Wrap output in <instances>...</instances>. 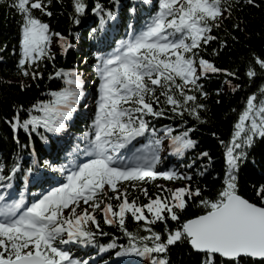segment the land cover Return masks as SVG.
I'll use <instances>...</instances> for the list:
<instances>
[{"label":"snow or ice","instance_id":"1","mask_svg":"<svg viewBox=\"0 0 264 264\" xmlns=\"http://www.w3.org/2000/svg\"><path fill=\"white\" fill-rule=\"evenodd\" d=\"M242 2L260 7L256 0H156L155 14L140 30L129 25L127 38L119 40L115 48L93 53L100 82L96 111L88 130L79 138L81 143L68 153V162L56 166L46 160L41 164L33 152L32 166L26 169L20 158L7 174L0 165V264H90L91 257L76 258L66 246L95 245L98 236L108 235L101 223L116 226L129 241L126 248L120 246L117 256L135 255L150 264H170L164 257L178 243L190 245L202 257L200 264H241L245 258L264 262V185L256 189V200L241 195L238 185L245 149L256 137L264 138V87L246 98L231 139L220 141L225 149V168L215 196H205L206 189L198 184L193 187V176L187 172L175 166L162 167L165 142L171 155L184 157L197 147L198 142L191 137L196 129L184 127L177 133L170 125L158 129L152 123L177 117L186 123V115L206 123L201 112L208 106L201 101L210 93L202 81L214 76L226 77L223 84L232 92L240 88L233 83V79H239L238 70L221 68L204 53L210 42L218 40L214 29H220ZM50 4L51 0H12L9 5L22 17L18 67L32 79L43 78L38 70L40 60L54 59V37L62 53L72 47L67 37L52 32L48 23L34 15L38 10L51 16L47 10ZM73 8L79 24L78 17L87 4L85 0H73ZM92 11L101 15L105 7L96 0ZM105 15L115 18L110 10ZM106 22L101 15L100 27L93 28L91 34L102 31ZM234 27L239 29V24ZM220 43L221 47L212 51L213 57L227 47L226 42ZM260 74H264V57L254 55L244 75L251 81ZM54 77L61 78L65 86L50 93L52 100L32 106L30 112L39 115L21 120L24 109L19 106L7 121L14 134L22 129L31 137L41 128L52 134L67 129L85 96L84 80L76 69H59L54 76L49 75V79ZM216 94H221L220 89ZM139 138L147 142L140 143ZM15 139L19 143L18 136ZM200 158H208L211 163L207 151L201 152ZM38 167L61 173L64 182L33 194L31 203L23 193L19 199H10L9 190L17 173H24L27 184ZM184 167L191 169L193 164ZM207 170L205 167L199 175ZM158 179L185 183L176 188L157 184L159 192L149 196L143 185ZM130 189L139 191L148 202L138 203V196L130 200ZM193 206L199 212L184 216ZM129 215L140 226L136 232L127 228ZM158 223L164 225L163 231L155 230ZM117 246L113 239L99 245V251Z\"/></svg>","mask_w":264,"mask_h":264},{"label":"trees","instance_id":"2","mask_svg":"<svg viewBox=\"0 0 264 264\" xmlns=\"http://www.w3.org/2000/svg\"><path fill=\"white\" fill-rule=\"evenodd\" d=\"M11 2L12 0H0V165L5 167V174L10 171L16 159H21L25 169L32 166L33 160L28 135L22 129L14 134L7 121L13 118L21 105L24 109L20 112L21 120L28 119L30 115H39L38 112H30L32 106L38 101L52 100L50 93L60 91L65 86L64 81L59 77L49 79V75L53 74L54 76V73L59 69L65 71L76 69L82 74V78L86 79L89 90H91L93 83H96L97 80L94 67L96 60L93 53L101 46L109 44L122 27L127 26V22L131 20L130 8L133 6L131 0H119L118 5H115L113 0H100V3L105 7V13L110 10L115 17L111 22L105 13H101L107 21L103 26L107 32L105 38L101 31H98L94 36L91 34L93 28L100 27L101 15L92 11L96 0H85L87 8L83 14L79 15V24L74 19L76 14L74 13L73 0H51L47 9L52 13L51 16L42 15L38 10H34V15L48 23L52 32H58L67 37L72 47L66 53H62L61 49L52 51L54 54L52 60L46 58L40 60L38 70L43 73V78L32 79L31 76H24L18 67L21 58L22 17L9 6ZM256 2L260 7L247 5L243 2L235 6L231 18H225L222 27L218 30L214 29L213 34L218 37V40L210 42L204 53L205 57L214 60L217 66L238 70L239 79H233V83L239 84L240 88L236 92L226 88L223 84L226 79L224 76H214L210 80L202 81L205 89L210 93L206 100L201 101L208 106L207 111L201 112L202 119L206 123L197 122L187 115L185 116L186 123L181 122L179 117L152 121L158 129L170 125L177 130V133L184 127L196 129L191 133V137L198 142L197 147L189 150L184 157L180 158V161L177 162V170L192 175V186L195 187L198 184L201 188H205V196H215L221 187L225 168V149L220 141L228 142L231 139L234 125L245 106L246 98L253 93L258 94L259 89L264 87V74L258 75L251 81L244 75L246 67L253 60L254 55L264 57V0H256ZM135 13L139 15L140 10ZM236 24H239V29L234 27ZM220 42H226L227 47H224L218 56L213 57L211 53L214 49L221 47ZM32 70L35 69H30V71ZM217 89H220V95L216 94ZM91 96L90 92L89 96L83 98L87 99L92 110ZM92 118V111L85 109L81 104L79 110L73 114L72 120L68 121L65 131L58 134H46L39 129V133H32L36 156L42 162L60 159L62 154L65 156L66 150L77 145V136L81 137ZM16 136L19 138V143L16 142ZM41 136H46L47 139L44 140ZM23 145H28V147L22 148ZM204 151L209 152L211 163L208 158H200V153ZM245 151L246 157L240 161L238 171L239 192L245 198L256 200V189L264 185V138L256 137L252 146ZM186 164H193V167L188 169L184 167ZM205 167L208 169L207 172L203 176L199 175ZM20 173L23 174V172ZM49 177L43 176V179H38L39 186L35 185L37 182L35 181L33 183L34 191L37 192L38 188L50 182ZM184 183L183 181L172 183L158 179L143 186L147 187L149 196L154 197L159 192L157 184L176 188L183 186ZM129 191L130 200L138 196V203L148 202L139 191L131 189ZM113 203L115 204L116 201ZM198 212V208L189 207L184 216L190 217ZM126 225L128 230L133 232L140 228L130 215L126 220ZM170 226L173 225L170 224ZM101 227L108 235L98 236L95 245H83L84 250L75 248L72 251H80L78 254L87 258L97 254L96 258L99 259V263L112 261L117 256L116 253L122 250L120 246L126 248L129 241L116 226L101 223ZM155 230L163 231L164 225L156 224ZM141 234L145 233L141 231ZM113 239L118 245L116 248L104 252L99 251V245H107ZM164 258L168 259L170 264H200L202 259L186 243H178L171 247ZM241 264H264V262L245 258Z\"/></svg>","mask_w":264,"mask_h":264},{"label":"rangeland","instance_id":"3","mask_svg":"<svg viewBox=\"0 0 264 264\" xmlns=\"http://www.w3.org/2000/svg\"><path fill=\"white\" fill-rule=\"evenodd\" d=\"M51 50L52 51H59L60 50L58 38H53V44L51 46Z\"/></svg>","mask_w":264,"mask_h":264},{"label":"bare ground","instance_id":"4","mask_svg":"<svg viewBox=\"0 0 264 264\" xmlns=\"http://www.w3.org/2000/svg\"><path fill=\"white\" fill-rule=\"evenodd\" d=\"M107 29V28H106ZM88 93H90V91H87ZM81 106V104H79V107ZM82 108V107H81ZM52 163H54V162H52ZM57 163V162H56ZM54 164V165H56V166H58L60 163H57V164ZM46 168V167H45ZM47 174H49V173H47ZM25 184V183H24ZM27 185V184H26ZM35 185L36 186H39L40 185V183L37 181L36 183H35ZM30 186H32V185H30ZM26 187H28V189H30L29 188V186H26ZM48 187H50V186H48ZM33 195V194H32ZM119 241H121L120 239H119Z\"/></svg>","mask_w":264,"mask_h":264},{"label":"water","instance_id":"5","mask_svg":"<svg viewBox=\"0 0 264 264\" xmlns=\"http://www.w3.org/2000/svg\"><path fill=\"white\" fill-rule=\"evenodd\" d=\"M255 259L259 260V258H255Z\"/></svg>","mask_w":264,"mask_h":264}]
</instances>
